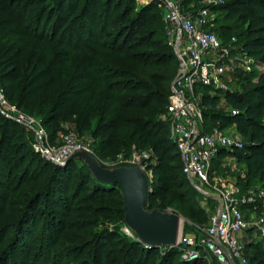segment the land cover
<instances>
[{
    "label": "trees",
    "instance_id": "trees-1",
    "mask_svg": "<svg viewBox=\"0 0 264 264\" xmlns=\"http://www.w3.org/2000/svg\"><path fill=\"white\" fill-rule=\"evenodd\" d=\"M215 10L223 17L210 30L222 42L235 37L243 52L264 67V0H226ZM177 69L155 4L137 12L134 0H0V86L8 101L30 116L48 109L42 125L54 142L63 132L59 111L68 101L89 103L104 93L97 123L87 126L96 159L121 155L128 160L133 151L149 152L147 212L172 209L195 225L206 222V215L162 119ZM221 93L236 114L212 111ZM200 106L206 133L234 126L246 139L240 149L218 150L216 166L234 159L245 167L237 177L240 194L253 187L264 192V73L245 92L204 94ZM32 142L21 125L0 115V264H149L159 258V264L176 259L174 264H205L182 260L175 248L160 256L157 249L129 241L117 227L97 232L100 219L116 225L125 221L120 187L99 182L86 164L77 168L78 160L64 166L48 162ZM127 166L122 162L114 168ZM74 173L87 185L79 183L75 192ZM26 185L34 187L27 202ZM83 188L87 192L81 195ZM12 200L19 209L3 221ZM41 203L46 209L30 254ZM245 254L249 264H264L260 243L246 245Z\"/></svg>",
    "mask_w": 264,
    "mask_h": 264
},
{
    "label": "built area",
    "instance_id": "built-area-1",
    "mask_svg": "<svg viewBox=\"0 0 264 264\" xmlns=\"http://www.w3.org/2000/svg\"><path fill=\"white\" fill-rule=\"evenodd\" d=\"M140 1L156 3L162 10L166 39L178 63L162 118L169 124L170 140L176 146L184 171L197 193L210 199L209 191L213 189L220 198L219 208L210 216L205 230L192 239H175L174 244L168 247L179 251L181 248L177 246L185 244L184 261L202 259L205 264H249L246 245L260 243L264 252V216L248 220L241 208L262 202L264 192L259 187H253L241 195L237 180L224 176L210 178L211 165L218 150L240 149L243 143L224 130L205 132L200 108L203 95L196 91L207 87V94L215 96L219 91L228 90L225 76L231 70L237 41L231 37L222 42L210 30V6L221 5L223 1ZM231 113L236 114L235 111ZM0 115L23 126L33 136V150L54 165L64 166L71 160L95 157L92 144L80 141L73 134L60 136L52 142L41 122L10 103L1 86ZM149 157L147 151H133L128 160L120 155L115 162H125L145 170V161ZM99 164L114 165L107 161H100Z\"/></svg>",
    "mask_w": 264,
    "mask_h": 264
},
{
    "label": "rangeland",
    "instance_id": "rangeland-1",
    "mask_svg": "<svg viewBox=\"0 0 264 264\" xmlns=\"http://www.w3.org/2000/svg\"><path fill=\"white\" fill-rule=\"evenodd\" d=\"M222 1L226 2V0H222ZM150 4H155V6L160 11V13H162V10L160 9V7L156 3H143L140 0H134L135 9L137 12H139L142 8L149 6ZM202 5H204V4H202ZM217 6H220V5H217ZM217 6L214 4L210 6V9H211L210 20L212 22L220 20L223 17V14H221L220 12L215 10V8ZM239 30L240 29L237 28L235 31H239ZM140 33L142 34L143 32H140ZM141 34H139V36ZM137 38H138V36H137ZM232 59H233V63L231 64V70L225 76V80H226V83L228 86L227 91H229L230 93H233V94H239V93H242V92L249 90L250 84L255 83L258 80V77L264 73V67L261 65H258V63L254 59L248 57L245 54V52H243V50L241 49V45H239V44L235 45V51L232 54ZM196 91H197V94L204 95V94L208 93L209 88L202 87L201 89L196 90ZM105 96L106 95L104 93H99L98 95L94 96V98L89 103L85 102V100L81 101V102H77L75 98L68 101L66 103L65 107L59 111V113L61 115V118H60L61 121H60L59 126L62 127V129H63V132H61L59 134V136H64L67 134H73L82 142H88L91 144L93 142H95V139L93 138L91 132L87 130V126L89 123H91L92 126H94V124L97 123L96 118H98L101 109L105 107V104H104ZM200 108H201V106H200ZM19 110H21V109H19ZM207 110L211 111V109H207ZM212 111L213 112H220L223 114H227V113L232 112L231 108L226 105V102L224 100V94H222V93L220 94L219 103L214 109H212ZM48 113H49V110L47 109L46 111L43 112L42 115L35 114V116H33V117H35L36 120L40 121L42 124V118L45 115H47ZM68 117H70V120L68 119ZM158 118H159V116H158ZM90 119H92L93 121L90 122L91 121ZM84 120H86L85 123H83ZM25 131H26V129H25ZM224 131H225V133H228V135L233 137L234 139H237L242 143L246 142V139L242 138L237 133L234 126H231ZM93 159L98 164L100 161H107L110 163H114V165H105V166L102 165V166L106 167L107 170H115L114 166L116 164H118L112 158H109V159L103 158L102 160L101 159L97 160L96 157H94ZM77 160H78L76 163L77 168L81 164H86L88 166V161L85 158H79ZM43 162H44V160H43ZM99 165L101 166V164H99ZM216 165H217L216 162L212 163V165H211V169H210V173H209L210 178L215 177V176H224L227 178H232L233 180H237V177L243 176L244 172H245L244 165L237 163L234 159H231V158H227V159L221 161L218 166H216ZM118 169H128V170L139 171L145 177L146 184H147V190L150 191V188L148 187V183L151 181V173L150 172H147L146 170H144L141 167L130 166V165H128L127 167H122V168H118ZM50 170L51 169H48L46 171L47 175L50 174ZM46 174L44 177L45 182H46V178H47ZM185 175H186V173H185ZM185 177H187V175ZM187 179L189 180L188 177H187ZM79 183L82 185H85V187L87 186L85 184V180L79 174L77 175V173H74L72 176V180H71V191L75 192L74 189H77ZM33 188L34 187L30 186V185L26 187L25 192L27 193V199L24 200L25 202H27L28 199L31 197V194L34 191ZM21 190L24 191V189H21ZM80 192H82L81 195H83L85 192H87V188H83V190ZM209 193L211 195L210 199H207V198L205 199L204 196L198 194V202H199L201 209L204 211V213L206 215V222L197 223L194 225L190 221L181 218L183 220L182 221L183 223H181V225L179 226V229H178V232L176 235V239H178V238L179 239L181 238V240L185 239V238L186 239H192L194 236H196L198 234V232L205 230L208 227L210 216L213 215L214 213H216V211L220 205L219 193L213 189L211 191H209ZM80 198H81V196H80ZM80 198L74 202V205L78 206ZM16 203H17V201H16ZM261 203H262V207L259 203H257L254 206L242 207L241 211L247 217L248 220H252L255 216L256 217L264 216V200ZM5 208L7 210H5L6 212L3 216V221H8L9 217L11 216L10 211L12 214L13 211H16L19 209V206L15 205L14 201L12 200V201H10V205L5 206ZM43 209H46L44 204L43 203L39 204L38 210L36 212L35 220H34L35 222L33 225V227L35 228V231H34V236H33V239L31 241V245H30V249H29L30 254L35 251L36 244H38L39 237L37 236V232H38L39 228L42 227V226H40V224L43 222V218L41 217V214L43 213V212L41 213V211ZM7 211H9V212H7ZM173 211L174 210L171 209V210L167 211V213H165V214H170ZM116 227L119 229V234L126 236L129 241L139 242V243L143 244V246L145 248L148 247L149 249L150 248L157 249L159 251V253L161 254L160 256H164L166 254V252L170 249L166 245H160L158 247H155V246L151 247V246L145 245L141 241L139 235L132 229V227L129 224L126 223V221H124L121 224L116 225L109 218L100 219L99 220V226L97 228V232H102V230L104 228H107L110 232H114ZM9 235L10 234L6 235L4 238H9L8 237ZM44 237H45V235L43 234V238H41V241L43 243V247L45 246V243L43 240ZM42 243H40V244H42ZM66 245H69V243H66ZM178 247L181 248V250H179V252H180V258L182 259V257L184 256V248L186 246H185V244H183V245L177 246V248ZM21 251L24 252L25 249L22 248ZM13 257H14V259L19 258L17 255H15ZM176 260H178V259H176ZM176 260H174L171 264L178 262ZM193 261H196V260H193ZM193 261H188V262H193ZM160 262H161V259L159 258V259H155L153 261V263H149V264H159ZM141 264H143V262Z\"/></svg>",
    "mask_w": 264,
    "mask_h": 264
},
{
    "label": "water",
    "instance_id": "water-1",
    "mask_svg": "<svg viewBox=\"0 0 264 264\" xmlns=\"http://www.w3.org/2000/svg\"><path fill=\"white\" fill-rule=\"evenodd\" d=\"M84 158L88 161V168L99 182L120 187L124 196L125 221L139 235L145 245L158 247L174 244L178 220L181 216L174 211L170 214L146 211L147 184L145 177L139 171L107 170L92 157Z\"/></svg>",
    "mask_w": 264,
    "mask_h": 264
},
{
    "label": "bare ground",
    "instance_id": "bare-ground-1",
    "mask_svg": "<svg viewBox=\"0 0 264 264\" xmlns=\"http://www.w3.org/2000/svg\"><path fill=\"white\" fill-rule=\"evenodd\" d=\"M182 221H183V220L181 219V217H179L178 225H177V232H178L179 226L181 225V223H183Z\"/></svg>",
    "mask_w": 264,
    "mask_h": 264
}]
</instances>
